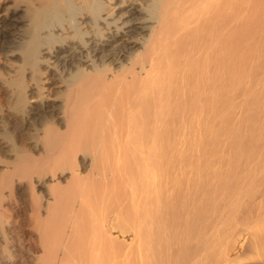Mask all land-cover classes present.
I'll return each instance as SVG.
<instances>
[{"label":"bare ground","instance_id":"6f19581e","mask_svg":"<svg viewBox=\"0 0 264 264\" xmlns=\"http://www.w3.org/2000/svg\"><path fill=\"white\" fill-rule=\"evenodd\" d=\"M7 130L0 264H264V0H0Z\"/></svg>","mask_w":264,"mask_h":264},{"label":"rangeland","instance_id":"374dc122","mask_svg":"<svg viewBox=\"0 0 264 264\" xmlns=\"http://www.w3.org/2000/svg\"><path fill=\"white\" fill-rule=\"evenodd\" d=\"M139 16H141V15H139ZM113 30V29H112ZM141 34V35H140ZM142 34L143 33H139V34H135V36H134V38L132 37H130L129 38V36L127 37L126 35H124L123 37H121V39H119V41H118V43L119 44H121V46H119L120 48L119 49H121V47H122V51H124V55H122V56H118L119 58L118 59H116V60H113V58H115V55H113V56H111V57H109V56H106V57H102L103 59H102V61L104 60L105 62L104 63H106V64H108L109 62H111V61H113V64L114 65H117V64H119L120 62H124L125 60H127L126 58H128L129 56H130V54L131 53H136V51H139V44L138 43H134V42H127V41H131V40H136L137 38H140L141 36H142ZM104 42H106V41H104ZM57 44L59 43V42H56ZM65 43H66V41H65ZM117 43V44H118ZM56 44V45H57ZM112 45H115V44H112ZM125 45V46H124ZM58 46H60V43L57 45V47ZM54 47H55V44H54ZM108 47V46H107ZM108 49V48H107ZM104 54L105 53H108L107 51H104L103 52ZM100 56H101V54H99ZM98 55V56H99ZM129 55V56H128ZM109 57V58H108ZM117 58V57H116ZM89 64V63H88ZM88 64H86V65H88ZM113 66V65H112ZM48 86V85H47ZM46 86V87H47ZM56 86H54L53 87V85H50L49 86V88L47 89V88H44L43 89V94H47V95H50L51 93H54V91L56 90ZM47 89V90H46ZM49 90V91H48ZM8 131V134L10 135V138H8V137H4V135H0V140H2V142L4 143V144H9V146L8 147H10L12 144V142H13V132L12 131H10V130H7ZM11 144V145H10ZM5 150H6V148H4V149H0V159H2V160H4V159H6V160H8L9 159V155H10V153H12V152H5ZM8 158V159H7ZM0 168H2V166H0ZM11 212V211H10ZM9 212V213H10ZM11 215L12 214H14V216L13 217H15L16 216V214H19V213H16V212H11L10 213ZM13 219H15V218H13Z\"/></svg>","mask_w":264,"mask_h":264}]
</instances>
